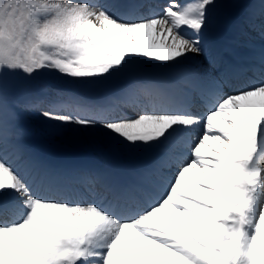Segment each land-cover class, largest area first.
I'll return each mask as SVG.
<instances>
[{
  "label": "snow or ice",
  "instance_id": "6c2138e0",
  "mask_svg": "<svg viewBox=\"0 0 264 264\" xmlns=\"http://www.w3.org/2000/svg\"><path fill=\"white\" fill-rule=\"evenodd\" d=\"M216 7L0 0V264H264V49L248 68L226 64L233 77L202 68L214 88L199 103L161 93L136 102L146 89L131 74L204 54ZM261 9L264 39V0ZM245 24L256 29L251 16ZM247 71L259 78H241ZM44 73L128 76L119 94L95 103L56 91L24 107L58 124L99 126L121 147L150 150V162L112 179L50 169L19 147L10 158L7 78Z\"/></svg>",
  "mask_w": 264,
  "mask_h": 264
},
{
  "label": "rangeland",
  "instance_id": "374dc122",
  "mask_svg": "<svg viewBox=\"0 0 264 264\" xmlns=\"http://www.w3.org/2000/svg\"><path fill=\"white\" fill-rule=\"evenodd\" d=\"M223 1L224 0H217V7L214 8L210 14L209 27L203 35V46H205L211 34L219 35L220 33V30H217L216 27L221 24L223 18ZM245 1L246 0H239L238 3L243 7ZM246 40H248V38L242 41ZM196 63H198L197 60ZM196 66H200L198 69L199 74L203 75L201 69H207L205 68L206 66H202L199 63ZM142 67L143 71L136 72L134 77L143 84L148 82V75L151 71L163 72L167 75L170 73V67H166V65L148 64ZM118 76L119 75H114L107 80L88 82L72 80L60 76L59 74L44 73L35 80L26 82L16 75H9L7 78V80H9L7 83V92L12 88H17L19 91L18 99L27 103H36L46 95H51L56 91H62L67 94V96L78 97L85 103H95L105 96L117 95L120 93L128 80L120 82L114 89L106 92L104 95H95L96 92L104 89L110 83L118 81L120 79ZM180 85L183 91L191 87L189 81H183ZM191 89H193V87H191ZM7 99H9V93H7ZM136 102H138V98H136ZM24 106L25 104H20L21 115L12 113L9 116L7 120V130L11 134H15V131L18 129L21 131L20 134L24 136L35 133L38 138L42 139L40 142L60 148L71 157L72 161L85 160L83 163H90L107 171L111 168L113 159L117 156L124 157L130 164H132L130 161L134 160L135 157H140V159L134 162V164L137 165L138 161L143 163L150 162L152 159V154L149 153L150 150L148 149L134 150L117 145L111 135L99 126L94 128H82L75 124H58L54 121H47L41 117L40 111L43 109L38 110L35 107L26 109ZM14 115L15 117H13ZM14 119L18 121H13ZM16 136L18 137L19 135ZM14 152L15 149L8 154L9 157H11ZM113 169L116 170V168H112L111 170Z\"/></svg>",
  "mask_w": 264,
  "mask_h": 264
},
{
  "label": "bare ground",
  "instance_id": "6f19581e",
  "mask_svg": "<svg viewBox=\"0 0 264 264\" xmlns=\"http://www.w3.org/2000/svg\"><path fill=\"white\" fill-rule=\"evenodd\" d=\"M257 6H258V4H254V5H252V7H251V11L248 13V15L249 16H251V18H252V20H255V11L257 10ZM220 34V33H219ZM204 57V54H202V55H196V54H194V55H192L189 59H188V61H191V60H193L194 58H197V59H200L202 62H203V64L204 65H207V64H209L210 62H211V60H208L207 58L205 59V58H203ZM197 61H199V60H197ZM198 64V63H197ZM161 65H163V64H161ZM192 69H194V68H192ZM214 71L215 70H212V72H211V74L212 73H214ZM202 73V72H201ZM193 87V86H192ZM210 87H213V85H211ZM33 152L34 153H36L35 152V150H33ZM55 161V159H51L49 156L47 157V159H46V162L47 163H49V162H51V161ZM108 173H113V170H110ZM103 175H107V174H103ZM124 175L125 174H123V175H120V174H117L116 173V177L114 178V179H117V177H124Z\"/></svg>",
  "mask_w": 264,
  "mask_h": 264
}]
</instances>
